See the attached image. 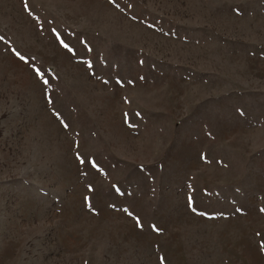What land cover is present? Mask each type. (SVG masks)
<instances>
[{
  "label": "rangeland",
  "instance_id": "1",
  "mask_svg": "<svg viewBox=\"0 0 264 264\" xmlns=\"http://www.w3.org/2000/svg\"><path fill=\"white\" fill-rule=\"evenodd\" d=\"M0 37V264H264V0H0Z\"/></svg>",
  "mask_w": 264,
  "mask_h": 264
},
{
  "label": "snow or ice",
  "instance_id": "2",
  "mask_svg": "<svg viewBox=\"0 0 264 264\" xmlns=\"http://www.w3.org/2000/svg\"><path fill=\"white\" fill-rule=\"evenodd\" d=\"M113 2H115V0H113ZM25 10H26V11L29 10V9H28V5H27V3H25ZM53 31L55 32V30H53ZM57 38L59 39V35H58V34H57ZM3 39H4L3 37H0V40H3ZM64 46H65L66 48L68 47L67 44H64ZM13 51H14V53H15V54H16L21 60H25V61L27 62L26 58L23 57V56H21L18 52H16L15 49H13ZM34 71L37 73L38 76L43 77L44 74H43V72H42L39 68H34ZM43 82H44L45 85H47V84L49 83V81H48L47 79H45ZM57 116H59L58 113H57ZM65 126L67 127V125H65ZM77 158L80 159V162H81V163H84V160H83L82 158H80L79 156H78ZM90 163L92 164L93 167H96V166H97L96 163H95V161H90ZM126 211H127V210H126ZM261 211H264V209H261ZM137 226H138V227H143V225H142V223L140 222L139 218H137ZM152 227H153L154 230L159 231V229H156V227H155L154 225H153ZM261 247L264 248V242H262Z\"/></svg>",
  "mask_w": 264,
  "mask_h": 264
}]
</instances>
